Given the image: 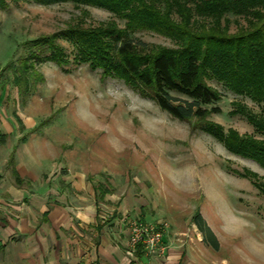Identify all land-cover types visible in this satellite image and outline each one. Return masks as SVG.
<instances>
[{"label": "rangeland", "instance_id": "1", "mask_svg": "<svg viewBox=\"0 0 264 264\" xmlns=\"http://www.w3.org/2000/svg\"><path fill=\"white\" fill-rule=\"evenodd\" d=\"M108 22L124 26L103 9L70 3L19 1L0 10V82L16 89L23 115L40 124L32 134L65 169L94 176L140 206L146 217L135 220L164 222L167 230L190 229V220L198 215L216 238L217 250L209 249L214 264H264V166L258 161L229 151L196 121L173 118L121 80L103 78L101 70L77 65L72 57L64 67L36 64L42 79L26 75V91L12 86L18 60L35 51L33 40L71 24ZM225 25L234 33L246 22L229 17ZM132 37L172 47L151 32ZM58 44L72 53L67 42ZM206 82L221 98L214 105L219 112L208 115L205 123L264 148V131L234 113L242 106L264 123V103L236 95L214 79Z\"/></svg>", "mask_w": 264, "mask_h": 264}, {"label": "trees", "instance_id": "2", "mask_svg": "<svg viewBox=\"0 0 264 264\" xmlns=\"http://www.w3.org/2000/svg\"><path fill=\"white\" fill-rule=\"evenodd\" d=\"M19 1L93 7L124 21L122 28L115 22L89 27L71 24L33 40L35 51L19 59L14 70L17 75L12 83L19 92L26 91V75L42 79L36 74V64L51 62L64 67L72 57L77 65L101 70L103 78L121 80L173 118L196 121L229 151L264 166L260 144L239 138L232 131L225 135L220 127L205 123L208 115L219 112L214 105L221 98L207 84L208 79L254 103H264V0H0V10H6L9 2ZM229 17L244 19L246 26L230 33L226 25L222 27ZM143 31L168 39L172 47L134 40L133 34ZM59 40L70 45V55ZM234 113L244 115L264 131V123L254 120L242 106ZM192 222L217 250L216 239L202 218L195 215Z\"/></svg>", "mask_w": 264, "mask_h": 264}, {"label": "crops", "instance_id": "3", "mask_svg": "<svg viewBox=\"0 0 264 264\" xmlns=\"http://www.w3.org/2000/svg\"><path fill=\"white\" fill-rule=\"evenodd\" d=\"M17 101L16 89L0 82V264H214L210 238L192 219L190 229L166 231L162 257L127 250L129 222L146 217L140 206L65 169Z\"/></svg>", "mask_w": 264, "mask_h": 264}, {"label": "built area", "instance_id": "4", "mask_svg": "<svg viewBox=\"0 0 264 264\" xmlns=\"http://www.w3.org/2000/svg\"><path fill=\"white\" fill-rule=\"evenodd\" d=\"M168 226L164 222L148 223L139 220L129 222V236L126 247L130 252L141 248L148 258L162 257L166 247L163 244V236Z\"/></svg>", "mask_w": 264, "mask_h": 264}]
</instances>
